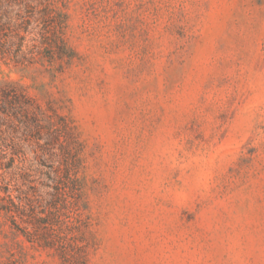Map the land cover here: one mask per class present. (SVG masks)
Masks as SVG:
<instances>
[{"label": "rangeland", "instance_id": "obj_1", "mask_svg": "<svg viewBox=\"0 0 264 264\" xmlns=\"http://www.w3.org/2000/svg\"><path fill=\"white\" fill-rule=\"evenodd\" d=\"M0 16V85L66 123L77 183L64 254L0 212V264H264V0H0ZM19 136L0 131L16 153L0 184L24 198L52 182Z\"/></svg>", "mask_w": 264, "mask_h": 264}, {"label": "trees", "instance_id": "obj_2", "mask_svg": "<svg viewBox=\"0 0 264 264\" xmlns=\"http://www.w3.org/2000/svg\"><path fill=\"white\" fill-rule=\"evenodd\" d=\"M4 25L0 16V27ZM62 119V117H59ZM5 125L6 128L2 126ZM66 123L48 115L40 104L14 85H0V131L12 129L24 137H17L18 148L27 141L34 157L43 159L47 170L40 169L52 183L30 185L34 193L9 194V183L0 184V212L13 220L17 230L31 242L44 247H59L64 254L65 234L61 228L62 215L69 203L68 196L75 198L77 183L68 159L61 158L70 152L65 136ZM6 129V130H5ZM31 143V144H30ZM14 154L0 148V168L14 162ZM46 154L49 160H46ZM64 160V161H63ZM3 192V194H1ZM17 217L20 218L17 220Z\"/></svg>", "mask_w": 264, "mask_h": 264}]
</instances>
